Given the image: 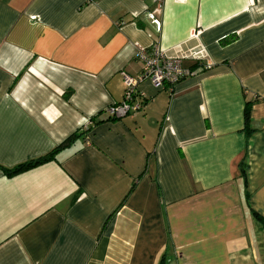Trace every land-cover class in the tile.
<instances>
[{
  "label": "crops",
  "instance_id": "crops-1",
  "mask_svg": "<svg viewBox=\"0 0 264 264\" xmlns=\"http://www.w3.org/2000/svg\"><path fill=\"white\" fill-rule=\"evenodd\" d=\"M153 46L208 68L112 118ZM74 133L0 168V264H264V0H0V167Z\"/></svg>",
  "mask_w": 264,
  "mask_h": 264
},
{
  "label": "built area",
  "instance_id": "built-area-1",
  "mask_svg": "<svg viewBox=\"0 0 264 264\" xmlns=\"http://www.w3.org/2000/svg\"><path fill=\"white\" fill-rule=\"evenodd\" d=\"M149 16L158 24V21L153 18L152 13ZM151 48L138 52L137 57L142 62V68L137 75L131 76L123 73V84L125 86L124 99L107 108L112 118L124 116L130 110H140L143 97L136 91L139 82L150 80L155 87L161 88L164 85L171 87L173 83L184 78L186 75L196 74L208 68L207 66L198 65L195 69H184L181 66L179 58L166 56L162 48H157L156 46Z\"/></svg>",
  "mask_w": 264,
  "mask_h": 264
},
{
  "label": "trees",
  "instance_id": "trees-1",
  "mask_svg": "<svg viewBox=\"0 0 264 264\" xmlns=\"http://www.w3.org/2000/svg\"><path fill=\"white\" fill-rule=\"evenodd\" d=\"M69 93L70 92H68V94ZM245 105L246 106H245V109H244L243 117H244V121H245V124H246V127H247L248 121L250 119L249 112H250L251 105H250L249 102H247ZM74 137L75 138L78 137L77 133H74V134L68 136L67 139L62 141L60 144H57L55 146V148H53L52 150H50L49 152H47L46 154H44L42 156H39L37 158L31 159V160L26 161V162H22V163L18 164L17 166H14L13 168H3V167H0V168L4 172L5 176L9 177V176H13V175L18 174V173L20 174V172L26 171L28 169H32V168H34V167H36L38 165H41L43 163H46L48 161H52V160L55 159L56 153L58 151H60L62 148H67L71 144V142L73 141ZM116 210H114L112 213H114ZM112 213L106 218V222L104 223V227L106 226V223H107L108 219L110 218V216L112 215ZM256 218L259 220V222L262 225V227H264V216H261V215L256 213ZM159 264H164V263L162 261H160Z\"/></svg>",
  "mask_w": 264,
  "mask_h": 264
}]
</instances>
